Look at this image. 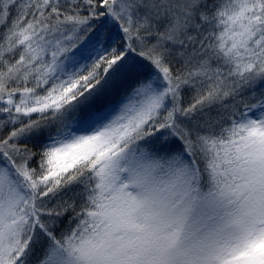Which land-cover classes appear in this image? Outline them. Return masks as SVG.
Segmentation results:
<instances>
[{"label": "snow or ice", "instance_id": "obj_1", "mask_svg": "<svg viewBox=\"0 0 264 264\" xmlns=\"http://www.w3.org/2000/svg\"><path fill=\"white\" fill-rule=\"evenodd\" d=\"M0 264H264V0H0Z\"/></svg>", "mask_w": 264, "mask_h": 264}]
</instances>
